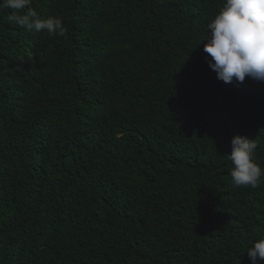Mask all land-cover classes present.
<instances>
[{
	"label": "trees",
	"instance_id": "obj_1",
	"mask_svg": "<svg viewBox=\"0 0 264 264\" xmlns=\"http://www.w3.org/2000/svg\"><path fill=\"white\" fill-rule=\"evenodd\" d=\"M225 2L31 0L64 37L0 11V264H251L264 182L228 155L264 167V82L209 67Z\"/></svg>",
	"mask_w": 264,
	"mask_h": 264
},
{
	"label": "clouds",
	"instance_id": "obj_2",
	"mask_svg": "<svg viewBox=\"0 0 264 264\" xmlns=\"http://www.w3.org/2000/svg\"><path fill=\"white\" fill-rule=\"evenodd\" d=\"M31 0H0V11L14 10L9 19L26 32L49 37L67 35L59 16L40 18ZM27 8V11H24ZM22 13V14H15ZM210 38L203 51L211 58L209 67L224 83H243L246 78L264 82V0H226L207 24ZM257 144L245 136L231 140L230 176L233 187L257 188L264 182V167L256 160ZM251 264L264 260V238L246 250Z\"/></svg>",
	"mask_w": 264,
	"mask_h": 264
}]
</instances>
